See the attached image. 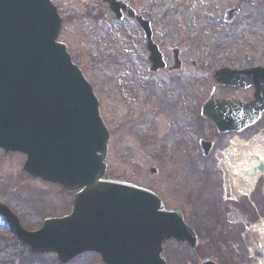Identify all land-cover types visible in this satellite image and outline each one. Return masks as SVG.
<instances>
[{
    "label": "rangeland",
    "instance_id": "1",
    "mask_svg": "<svg viewBox=\"0 0 264 264\" xmlns=\"http://www.w3.org/2000/svg\"><path fill=\"white\" fill-rule=\"evenodd\" d=\"M102 1L53 3L63 19L59 42L94 88L111 132L105 178L152 190L165 209L184 213L202 244L192 251L167 243L168 264H199L206 258L218 264H260L264 239L256 227L264 220V175L250 198L234 196L224 176L223 151L231 150L230 138L219 141L209 158L199 142L216 138L200 114L215 73L264 64V0H120L152 22L154 42L169 65L172 50L181 51L184 70L174 75L149 72L142 30L132 21L116 22ZM235 6L241 15L225 24L223 11ZM261 129L264 120L243 138L257 141ZM25 163L24 155L0 150V200L26 229L36 231L45 218L70 213L75 195L32 180L23 171ZM206 223L217 225L212 241ZM222 231L232 251L225 248ZM28 252L0 218V264H21ZM36 261L58 264L54 255ZM69 264L103 263L92 253Z\"/></svg>",
    "mask_w": 264,
    "mask_h": 264
},
{
    "label": "water",
    "instance_id": "2",
    "mask_svg": "<svg viewBox=\"0 0 264 264\" xmlns=\"http://www.w3.org/2000/svg\"><path fill=\"white\" fill-rule=\"evenodd\" d=\"M103 2L115 20L122 21L126 14L141 26L150 72L166 69L150 23L122 1ZM236 14L229 11L226 21ZM61 30L62 19L50 0H0V149L26 155L24 171L34 179L76 192L73 211L46 220L33 233L1 201L0 215L31 253L56 254L61 264L85 253L99 254L103 264H167L165 243L174 240L196 249L198 237L181 211L163 210L149 190L104 180L110 134L92 86L66 45L58 42ZM179 54L173 51L171 72L182 69ZM214 80L216 86L255 89L248 104L216 101L212 93L201 115L219 133H241L261 120L264 67L223 69ZM201 147L208 156L213 144L201 142ZM254 171L264 173V164Z\"/></svg>",
    "mask_w": 264,
    "mask_h": 264
},
{
    "label": "bare ground",
    "instance_id": "3",
    "mask_svg": "<svg viewBox=\"0 0 264 264\" xmlns=\"http://www.w3.org/2000/svg\"><path fill=\"white\" fill-rule=\"evenodd\" d=\"M232 143L233 152L226 156L224 161L225 186L234 196H249L262 177V174L254 169L259 164H264V145L257 142L246 144L239 139L233 140ZM256 229L264 239V221ZM262 251L264 253V242ZM260 264H264V259Z\"/></svg>",
    "mask_w": 264,
    "mask_h": 264
},
{
    "label": "flooded vegetation",
    "instance_id": "4",
    "mask_svg": "<svg viewBox=\"0 0 264 264\" xmlns=\"http://www.w3.org/2000/svg\"><path fill=\"white\" fill-rule=\"evenodd\" d=\"M232 9L237 10V14L235 15V17H234V19L232 21L227 22V24H229V25L232 24V23H234L239 18V16L241 15V7H239V6H237V7L236 6L235 7H230V8H227L226 10L223 11V13H224L223 14V19L224 20L226 18L227 12L230 11V10H232ZM154 38H155V33H154ZM254 67H264V64L251 65L249 67L241 68V69H239L237 71H244V70H247V69H250V68H254ZM183 70L180 71L179 73L183 72ZM233 70H236V69H233ZM160 72H167V73H169L168 70L160 71ZM174 74H178V73H174ZM174 74H171V75H174ZM213 81H214V79H213ZM213 86H214V82H213ZM221 90H222V93L220 92ZM254 92H255L254 89L242 90V89H238V88H234V87L233 88L232 87H227V88L222 87V88H218L216 90L215 94H216V100H218V101L232 100V101H235V102H238V103L240 102L242 104H247L249 101H251ZM263 120H264V117L261 120V122ZM212 126H213V129H214V133L216 135V138L212 141L214 143L213 150H215L219 146V141L226 140L227 138H230L229 142L232 143V141L236 137L237 138H243V135L247 132L246 131V132H244L242 134H239L237 136L235 134L220 135V134L217 133V131H216V129H215V127H214L213 124H212Z\"/></svg>",
    "mask_w": 264,
    "mask_h": 264
},
{
    "label": "trees",
    "instance_id": "5",
    "mask_svg": "<svg viewBox=\"0 0 264 264\" xmlns=\"http://www.w3.org/2000/svg\"><path fill=\"white\" fill-rule=\"evenodd\" d=\"M215 226H217V225H215ZM215 226L213 227V226H210L209 223H206V228H204L207 237H209L211 241L214 239V237H216L218 235L217 230L215 229ZM219 236L225 240L226 233L224 231H222L221 235H219ZM225 243H226V240H225ZM224 245H225V248L232 251L233 246H231V244L226 243ZM36 260H38V257L33 256L28 252V257H26L25 259H21V261H22L21 264H39V262ZM6 264H10V262H8Z\"/></svg>",
    "mask_w": 264,
    "mask_h": 264
}]
</instances>
